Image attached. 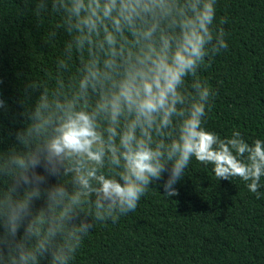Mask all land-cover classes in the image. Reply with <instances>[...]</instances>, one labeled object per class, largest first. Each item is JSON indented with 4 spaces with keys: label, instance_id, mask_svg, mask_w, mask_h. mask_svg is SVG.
I'll return each instance as SVG.
<instances>
[{
    "label": "clouds",
    "instance_id": "1",
    "mask_svg": "<svg viewBox=\"0 0 264 264\" xmlns=\"http://www.w3.org/2000/svg\"><path fill=\"white\" fill-rule=\"evenodd\" d=\"M216 4L34 0L36 16L61 18L48 38L62 29L68 39L54 81L28 83L39 94L16 143L0 150V264H71L93 218L134 212L164 173L163 194L177 196L193 158L261 198L264 140L204 127L215 91L199 72L228 49Z\"/></svg>",
    "mask_w": 264,
    "mask_h": 264
},
{
    "label": "trees",
    "instance_id": "2",
    "mask_svg": "<svg viewBox=\"0 0 264 264\" xmlns=\"http://www.w3.org/2000/svg\"><path fill=\"white\" fill-rule=\"evenodd\" d=\"M223 17L228 22L219 25ZM60 19L51 11L36 16L34 0H0V150L16 143L25 106L39 94L29 96L28 83L54 81L68 36L48 34ZM214 24L223 27L228 49L199 72L215 91L204 127L222 139L238 130L251 145L264 140V0H217ZM166 179L154 181L116 223L93 218L71 264H264V177L260 199L246 182L217 180L212 165L195 158L175 185L177 196L163 194Z\"/></svg>",
    "mask_w": 264,
    "mask_h": 264
}]
</instances>
